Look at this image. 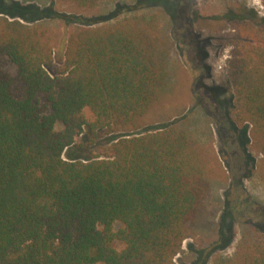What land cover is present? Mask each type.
I'll list each match as a JSON object with an SVG mask.
<instances>
[{
  "label": "trees",
  "instance_id": "1",
  "mask_svg": "<svg viewBox=\"0 0 264 264\" xmlns=\"http://www.w3.org/2000/svg\"><path fill=\"white\" fill-rule=\"evenodd\" d=\"M15 8L0 17V264H175L221 164L185 127L143 128L168 84L171 37L152 14L72 17L50 72L49 30ZM223 18L232 123L264 163V17ZM84 128L121 134L102 155L64 157ZM212 264H264V232L246 230Z\"/></svg>",
  "mask_w": 264,
  "mask_h": 264
},
{
  "label": "rangeland",
  "instance_id": "2",
  "mask_svg": "<svg viewBox=\"0 0 264 264\" xmlns=\"http://www.w3.org/2000/svg\"><path fill=\"white\" fill-rule=\"evenodd\" d=\"M15 6L32 8L35 12L25 15L49 30L50 72L62 67L66 41L80 26L72 17L98 26L133 15L157 16L173 47L166 90L145 116L143 128L185 127L221 164L220 176L211 184L175 264H212L231 254L246 230L258 227L264 232V163L250 150L248 133L241 137V128L232 123L233 93L226 73L234 22L223 18L230 11L262 18L264 0H97L87 8L64 0H0V17L6 16L7 8L17 15ZM7 69L15 73L11 65ZM84 113L92 120L87 110ZM120 134L109 128L93 133L84 128L64 157L102 155Z\"/></svg>",
  "mask_w": 264,
  "mask_h": 264
}]
</instances>
